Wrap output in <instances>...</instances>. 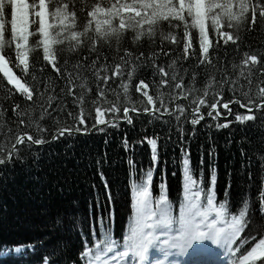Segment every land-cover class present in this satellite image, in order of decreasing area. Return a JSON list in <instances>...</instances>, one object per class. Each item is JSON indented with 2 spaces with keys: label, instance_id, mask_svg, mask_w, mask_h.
<instances>
[{
  "label": "snow or ice",
  "instance_id": "obj_1",
  "mask_svg": "<svg viewBox=\"0 0 264 264\" xmlns=\"http://www.w3.org/2000/svg\"><path fill=\"white\" fill-rule=\"evenodd\" d=\"M262 22L264 0H0V95L12 108L7 117L0 103V190L23 176L27 187L16 219L34 233L24 242L0 243V264H264V156H257L261 164L254 171L241 148L240 167L226 170L218 192L219 153L211 134L234 123L264 128V52L241 51L239 43ZM229 44L238 63L218 55L221 49L227 54ZM146 45L149 50H141ZM190 59L202 73L183 67ZM45 65L55 80L43 74ZM147 72L150 78H140ZM56 81L62 82L59 92ZM93 92L88 102L94 110L86 113L85 98ZM66 97L78 107L75 115ZM65 113L71 124L61 120ZM86 115L96 131L122 121L132 125L142 115L165 125V116L175 121L183 155L174 199L166 170L154 185L160 134L131 143L125 134L121 142L126 152L137 143L150 146L148 165L127 160L131 214L122 237L111 228L115 197L103 171V206L98 195L90 206L95 228L93 216L81 215L79 202L69 198L68 178L45 171L51 145L63 144L67 156L72 139L89 133ZM201 122L207 156L201 145L193 167L190 141ZM233 178L246 180L235 197Z\"/></svg>",
  "mask_w": 264,
  "mask_h": 264
},
{
  "label": "trees",
  "instance_id": "obj_2",
  "mask_svg": "<svg viewBox=\"0 0 264 264\" xmlns=\"http://www.w3.org/2000/svg\"><path fill=\"white\" fill-rule=\"evenodd\" d=\"M34 0H29L33 3ZM51 4V0H50ZM51 10V9H50ZM31 19V17H30ZM244 39L240 41L241 51H251L255 49L258 52H264V22L258 23L256 30L247 33H242ZM248 45L249 47H245ZM167 47V45H166ZM234 45L229 44L227 47V54L225 50L221 49L218 55L228 61L229 63L239 62V57L234 54ZM141 50H149V46H145ZM151 50H154L152 48ZM176 54L179 55L177 49ZM35 55L42 60V55L39 50ZM78 59L77 56L70 57L74 62ZM195 60L190 59L183 64V67L189 69V73L197 71L202 73L203 69L195 68ZM39 68V65H37ZM45 76L49 80H55L56 74L51 70L50 66H44ZM39 71L37 76H39ZM151 73H141L140 78L148 79ZM187 79V77H186ZM202 76H198V80H202ZM57 89L62 86V82L56 81ZM112 83L111 87L116 88L117 84ZM243 83V81H241ZM4 85V80L0 76V88ZM199 86V85H198ZM166 91V89H165ZM138 94L133 93V98ZM224 95L226 98L231 96L230 91L226 88ZM95 95L85 98V112L93 111L94 106L88 101L94 99ZM111 98V97H110ZM13 99L24 106V101L17 95ZM68 101V109L75 115L78 112V107L71 103V97H66ZM0 103H4L7 108V117H12L11 101L5 102L3 96L0 95ZM239 109V106H233V112ZM89 119V128L91 130V119ZM168 120L167 125L162 124L159 120L153 121L151 116L142 115L139 118L134 117L133 124L128 125L126 122H121L120 127H107L101 131L94 130L87 135L79 134L72 139L74 148L66 156L63 151V144H53L50 146L52 156L50 162L47 164L45 171L50 176L57 174L63 180L64 177L68 178L69 198L77 200L82 209L81 215L87 214L93 216L92 227H97V222L94 218V213L91 209L94 198L99 196V203L101 207L104 202V187L99 171H103L108 178L110 187L112 188L115 197V210L116 215L111 223L113 234L116 237H122L127 228L128 217L131 214L130 209V188L128 186V165L127 160L129 157L137 162L139 167L140 162L145 166L150 163V146L147 143H137L134 151L126 152L122 147V140L127 134L129 143L133 141H140L144 136H153L159 133L162 140L158 143V154L160 157V164L154 175V185L159 182L162 170H166V179L168 183V190L170 198L174 199L181 190V144L178 142V133L175 129V121L168 116L164 117ZM232 119V117H229ZM61 120L67 124H71L72 120L65 114H61ZM203 123L197 126V135L190 141L191 143V160L192 165L195 167L198 163L200 156V146L203 145L205 150V158L207 156L206 149L208 148L207 131H202ZM190 126H185V133H187ZM212 136L216 141V151L219 153L218 166L220 175L217 182V191L222 192L223 186L227 183L226 170L229 168H239L242 162L240 149L243 148L245 153L254 161L253 170L255 171L261 164L257 156H264V128L260 124L253 125L249 122L247 125L233 124L227 129L219 131H212ZM169 135L170 140L164 141V137ZM185 142H188V136L185 134ZM231 140V143L228 141ZM67 143V141H64ZM102 157L101 167L98 168L96 164L97 158ZM175 172V176L172 173ZM205 184H207V170L205 169ZM246 183V180L236 181L233 178L232 193L235 197L241 188L239 185ZM26 185L23 176H18L16 183H10L6 191L0 190V203H7V210L0 211V243H16L29 240L34 233L29 230L27 225L19 222L16 219L19 208L23 204V199L26 191ZM158 195V191H154ZM107 213L105 212V216ZM85 229L87 225H82ZM103 228L100 227L99 231ZM87 232L85 231V235ZM73 240L76 237L73 236Z\"/></svg>",
  "mask_w": 264,
  "mask_h": 264
},
{
  "label": "water",
  "instance_id": "obj_3",
  "mask_svg": "<svg viewBox=\"0 0 264 264\" xmlns=\"http://www.w3.org/2000/svg\"><path fill=\"white\" fill-rule=\"evenodd\" d=\"M148 116V115H147ZM94 130H90V133H92Z\"/></svg>",
  "mask_w": 264,
  "mask_h": 264
}]
</instances>
